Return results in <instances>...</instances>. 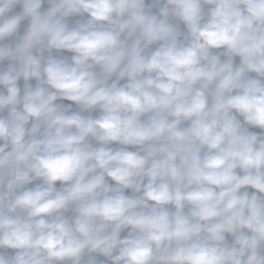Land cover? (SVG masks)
<instances>
[{"label": "clouds", "instance_id": "clouds-1", "mask_svg": "<svg viewBox=\"0 0 264 264\" xmlns=\"http://www.w3.org/2000/svg\"><path fill=\"white\" fill-rule=\"evenodd\" d=\"M0 264H264V0H0Z\"/></svg>", "mask_w": 264, "mask_h": 264}]
</instances>
